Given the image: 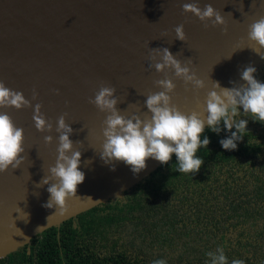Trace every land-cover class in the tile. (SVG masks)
<instances>
[{
  "label": "water",
  "instance_id": "water-1",
  "mask_svg": "<svg viewBox=\"0 0 264 264\" xmlns=\"http://www.w3.org/2000/svg\"><path fill=\"white\" fill-rule=\"evenodd\" d=\"M193 0H0V81L21 92L30 107L0 108L23 129L24 161L0 173V258L30 242L32 237L116 198L142 181L161 164L149 158L146 168L133 174L123 162L105 164L100 158L102 126L106 114L89 99L101 85L114 86L121 114L150 117L145 107L149 93L162 89L156 80L167 75L176 88L172 103L189 114L202 112L212 81L230 88L243 83L240 72L249 64L256 70L262 59L249 47L248 26L264 16V0H198L211 4L226 22L204 28L182 5ZM184 25L185 41L175 39L174 28ZM237 45L240 46L238 49ZM168 48L177 59H191L203 89H194L174 77L171 69L157 73L149 68L150 49ZM229 59H226L230 57ZM33 90L37 93L32 99ZM58 90V94L56 92ZM53 125L51 132L34 126L33 110ZM64 115L73 132V151L81 152L79 169L85 173L76 196L66 209L45 208L49 185H35L54 166L58 147L56 121ZM52 136L51 143L44 137ZM78 141L77 143H75ZM91 160L90 164L86 161ZM114 166L115 170H111ZM28 214L27 222L24 213ZM50 216V217H49ZM49 217V218H48Z\"/></svg>",
  "mask_w": 264,
  "mask_h": 264
},
{
  "label": "trees",
  "instance_id": "trees-1",
  "mask_svg": "<svg viewBox=\"0 0 264 264\" xmlns=\"http://www.w3.org/2000/svg\"><path fill=\"white\" fill-rule=\"evenodd\" d=\"M255 75L264 83V60ZM239 119L249 125L236 150L219 143L230 135L223 123L219 134L206 127L194 175L173 155L120 199L38 233L0 264H208L217 247L229 264H264V123Z\"/></svg>",
  "mask_w": 264,
  "mask_h": 264
},
{
  "label": "clouds",
  "instance_id": "clouds-1",
  "mask_svg": "<svg viewBox=\"0 0 264 264\" xmlns=\"http://www.w3.org/2000/svg\"><path fill=\"white\" fill-rule=\"evenodd\" d=\"M182 11L197 17L205 29L209 27L210 22L212 27L224 26L222 32H227L224 18L211 4H205L201 9L198 0H193L191 3H184ZM174 33L175 39L186 40L183 24L176 26ZM247 39L255 45L249 48L260 54L264 60V16L248 26ZM237 48L243 49L239 45ZM157 56L160 58L159 62L150 63L149 68L154 67L157 73L171 69L174 77L182 80L185 85L191 84L197 90L205 87L204 81L199 79L194 68L190 67L193 63L190 58L182 62L177 59V54L174 56L168 48L150 49V61H155ZM229 58L231 56L226 59ZM256 71L252 64L245 66L240 72L243 83L230 81L233 85L230 88L221 87L218 81H212V90L207 93L203 111H193L189 114L181 112L172 103L170 94L174 92L176 85L165 75V78L155 81L156 86L162 90L149 93L146 97L145 107L150 117L144 119L137 114L130 117L122 115L121 110L117 108L119 100L114 95L115 87L102 84L94 99H89L90 104L106 114L102 126V151L99 152L101 160L105 164L123 162L135 175L146 168L149 158L165 165L175 155L179 165L177 171L194 175L203 164V159L197 152L201 148H207L210 143L207 136L201 139L206 127L219 134L220 125L223 123L224 130L230 135L219 143L223 149L231 151L237 149V142L248 132V121L239 119L241 115L264 123V83L256 78ZM56 92L58 94V90ZM36 97L37 93L33 90L32 99ZM30 106V101L25 99L21 92L9 89L0 81V108L14 107L20 110ZM40 109L41 105L37 103L32 117L34 126L39 132H51L53 125ZM240 109H243V112ZM55 131L59 133L55 164L49 167L48 175L35 186L40 188L49 185L47 191L50 198L43 206H57L58 211L63 212L66 209V201L77 197V186L83 183L85 173L79 169L81 152L73 151L74 143L69 139L73 129L66 124L64 115L57 119ZM23 140V129L17 127L8 114L0 112V173L15 169L24 161L25 158L21 155L25 151ZM44 140L45 143H51L52 136L46 135ZM86 162L90 164L91 160ZM111 170H115L114 166ZM121 197L116 195V199ZM24 216L27 222L28 214L24 213ZM206 255L209 258L208 264H229L223 247H217L214 252L209 251ZM153 264L167 262L158 259ZM231 264L245 262L234 259Z\"/></svg>",
  "mask_w": 264,
  "mask_h": 264
},
{
  "label": "rangeland",
  "instance_id": "rangeland-1",
  "mask_svg": "<svg viewBox=\"0 0 264 264\" xmlns=\"http://www.w3.org/2000/svg\"><path fill=\"white\" fill-rule=\"evenodd\" d=\"M247 119H250L253 125H257L254 123H258V121H254L250 116H245ZM254 122V123H253ZM258 125H260V123H258Z\"/></svg>",
  "mask_w": 264,
  "mask_h": 264
},
{
  "label": "flooded vegetation",
  "instance_id": "flooded-vegetation-1",
  "mask_svg": "<svg viewBox=\"0 0 264 264\" xmlns=\"http://www.w3.org/2000/svg\"><path fill=\"white\" fill-rule=\"evenodd\" d=\"M249 125V124H248ZM54 227V226H53Z\"/></svg>",
  "mask_w": 264,
  "mask_h": 264
}]
</instances>
